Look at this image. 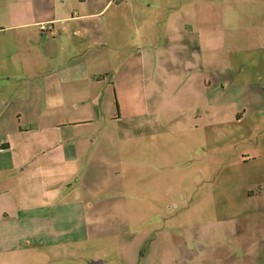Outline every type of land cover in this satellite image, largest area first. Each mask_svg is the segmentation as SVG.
Returning a JSON list of instances; mask_svg holds the SVG:
<instances>
[{
    "label": "rangeland",
    "instance_id": "1",
    "mask_svg": "<svg viewBox=\"0 0 264 264\" xmlns=\"http://www.w3.org/2000/svg\"><path fill=\"white\" fill-rule=\"evenodd\" d=\"M122 1L100 18L107 39L128 44L114 66L150 55L132 69L131 93L118 87L124 119L101 125L113 138L95 145L96 166L81 173L92 220L66 223L65 247L44 250V264H264V51L230 50L234 84L220 91L207 52L160 45L171 13L159 0H141L134 15ZM144 37L152 45L137 44ZM17 262L37 264L24 254Z\"/></svg>",
    "mask_w": 264,
    "mask_h": 264
},
{
    "label": "crops",
    "instance_id": "2",
    "mask_svg": "<svg viewBox=\"0 0 264 264\" xmlns=\"http://www.w3.org/2000/svg\"><path fill=\"white\" fill-rule=\"evenodd\" d=\"M116 1L0 0V264L5 253L11 264H21L23 254L44 264V250L66 245V223L87 228L92 220L81 173L96 166L95 145L113 138L99 132L101 125L111 128L124 119L118 87L129 92L132 69L146 66L150 55L141 52L114 66L128 44L107 39L100 18ZM140 1L132 0L130 14ZM159 1L171 13L162 22L170 33L160 45L196 56L207 52L220 91L234 84L230 50L264 51V0ZM44 24L51 28L42 31ZM232 30L242 34L231 38ZM246 31H253L255 43L245 44ZM141 94L143 102L145 87ZM145 110L141 105L139 113Z\"/></svg>",
    "mask_w": 264,
    "mask_h": 264
},
{
    "label": "built area",
    "instance_id": "3",
    "mask_svg": "<svg viewBox=\"0 0 264 264\" xmlns=\"http://www.w3.org/2000/svg\"><path fill=\"white\" fill-rule=\"evenodd\" d=\"M50 28H51V26H49V25H46V24L41 25V30L42 31H45V30L50 29Z\"/></svg>",
    "mask_w": 264,
    "mask_h": 264
},
{
    "label": "water",
    "instance_id": "4",
    "mask_svg": "<svg viewBox=\"0 0 264 264\" xmlns=\"http://www.w3.org/2000/svg\"><path fill=\"white\" fill-rule=\"evenodd\" d=\"M93 264H103V262L99 261V262H96V263H93Z\"/></svg>",
    "mask_w": 264,
    "mask_h": 264
}]
</instances>
